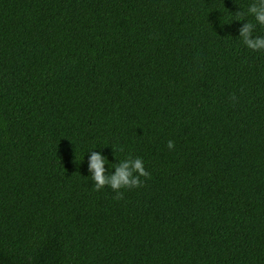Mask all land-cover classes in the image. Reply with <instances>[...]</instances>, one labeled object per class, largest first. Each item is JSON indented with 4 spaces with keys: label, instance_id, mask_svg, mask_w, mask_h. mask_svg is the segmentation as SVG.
Wrapping results in <instances>:
<instances>
[{
    "label": "trees",
    "instance_id": "trees-1",
    "mask_svg": "<svg viewBox=\"0 0 264 264\" xmlns=\"http://www.w3.org/2000/svg\"><path fill=\"white\" fill-rule=\"evenodd\" d=\"M252 2L0 0V264H264ZM90 151L151 177L116 200Z\"/></svg>",
    "mask_w": 264,
    "mask_h": 264
},
{
    "label": "clouds",
    "instance_id": "clouds-1",
    "mask_svg": "<svg viewBox=\"0 0 264 264\" xmlns=\"http://www.w3.org/2000/svg\"><path fill=\"white\" fill-rule=\"evenodd\" d=\"M246 16H251L253 19L247 20ZM235 17L234 20L245 21L238 29L239 38L242 39L243 44L252 51H264V36L255 35L257 27L264 26V0H253L246 12L239 10L235 13ZM230 99L233 103L238 101L235 93L230 95ZM174 147L175 142L169 140L167 148L173 150ZM117 150L123 152L124 148L121 146ZM106 161L107 158L100 152L90 151L87 170L91 173L94 190L100 191L105 186H109L116 193L114 196L116 200L124 198L122 189L142 187L144 181L151 177V173L146 170L141 157L129 154L125 159L114 164V172L111 173L105 167Z\"/></svg>",
    "mask_w": 264,
    "mask_h": 264
}]
</instances>
